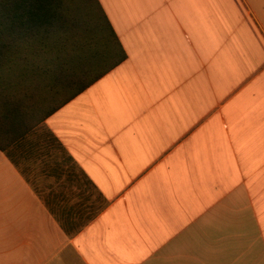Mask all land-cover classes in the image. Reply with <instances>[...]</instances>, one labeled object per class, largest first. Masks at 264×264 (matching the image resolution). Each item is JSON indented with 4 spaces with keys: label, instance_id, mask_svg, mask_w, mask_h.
Masks as SVG:
<instances>
[{
    "label": "crops",
    "instance_id": "1",
    "mask_svg": "<svg viewBox=\"0 0 264 264\" xmlns=\"http://www.w3.org/2000/svg\"><path fill=\"white\" fill-rule=\"evenodd\" d=\"M126 58L0 149V264H264V0H97Z\"/></svg>",
    "mask_w": 264,
    "mask_h": 264
},
{
    "label": "trees",
    "instance_id": "2",
    "mask_svg": "<svg viewBox=\"0 0 264 264\" xmlns=\"http://www.w3.org/2000/svg\"><path fill=\"white\" fill-rule=\"evenodd\" d=\"M125 58L97 0H0V149Z\"/></svg>",
    "mask_w": 264,
    "mask_h": 264
}]
</instances>
